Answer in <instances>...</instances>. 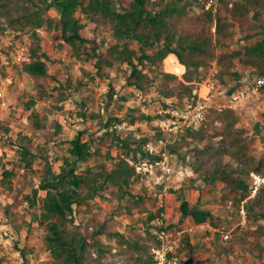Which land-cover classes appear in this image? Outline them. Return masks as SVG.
Segmentation results:
<instances>
[{
    "label": "rangeland",
    "instance_id": "1",
    "mask_svg": "<svg viewBox=\"0 0 264 264\" xmlns=\"http://www.w3.org/2000/svg\"><path fill=\"white\" fill-rule=\"evenodd\" d=\"M51 1L40 0L36 4L43 9L42 14L54 21L50 27L37 29L48 68L46 76H33L23 71V61L29 60L30 28L13 29L3 19L0 21L5 27L0 30V82L7 76L12 79L9 85L12 108L1 138L0 264H51L50 251L44 244L45 227L39 221L41 198L45 196V191L39 189L41 175L49 168L55 173L61 171L65 158L74 160L70 141L81 131L91 153L87 161L78 162V173L102 165L111 169L120 155L129 163L135 161L133 151L129 156L120 153L121 149L126 150L121 142L126 139L136 147L142 138L146 139L142 149L161 157L146 159L153 164L166 161L171 172L165 173L160 166H155L152 174L147 172L132 184L134 197L128 200V196L117 200V189L111 186L106 190L108 197L113 193L109 198L98 195L74 204L70 232L88 235L92 225L90 216L99 219L102 215L107 219L108 231H119L130 241L147 238L149 245L155 248L156 257V251L160 250L161 255L165 253V262L171 264H263L244 243L259 240L264 245V234L252 232L256 229L255 223L245 221V225L242 224L233 200L228 199L225 182L212 183L204 177L213 167L228 166V170L237 167L247 171L264 161V86L254 91L255 80L260 77L258 70L240 62L235 67L241 74L240 81L230 76L218 77L217 57L222 49L217 43L215 21L204 16V11L217 0H208L206 4L205 0H190L193 5L187 15L177 21L181 32L194 33L203 29V33L212 38L209 50L213 53L200 55L208 65L200 68L201 79L193 82V90L206 88L207 98L201 96L207 104L205 120L178 130H170L173 118L165 109L170 105L182 107L193 91L191 95L175 92L171 96L159 92L160 72H166L164 61L153 72L146 68L154 80L152 85L144 90L129 86L126 73L130 68L126 63L114 61L110 65L106 59L111 58L108 51L113 44L138 49L139 43L133 39L114 40L110 25L100 17L77 12L76 16L84 25L81 33L93 42L80 45L77 41L72 45L62 38L59 11L54 6L44 10ZM172 1L148 0L147 7L157 11ZM229 1L231 6L234 0ZM113 2L117 6L126 4V0ZM221 13L228 15L225 11ZM253 14L251 11L238 20L228 40V49H238L264 38V9L258 18ZM93 47L103 54L101 61L98 56L91 55ZM185 53L189 55V51ZM183 75L177 76L183 79ZM241 90L245 97L235 101L233 95ZM228 107L237 116L231 126H227L221 116L222 110ZM163 131L169 134H160ZM25 149L30 153L27 157L23 155ZM137 155L141 157L140 152ZM28 159L32 160L31 166H28ZM200 162L203 166L198 169ZM6 169H13L15 174L5 179ZM261 173L264 174V168ZM261 173L242 174L252 187L251 196L264 185ZM34 189H38V204L31 207L29 198L33 197ZM140 197L144 199L143 205L133 207ZM184 201L192 207L211 210L213 221L194 224L190 217L182 216L180 207ZM127 206L132 207L130 212L126 211ZM161 207L162 217L148 220L150 209ZM214 222L219 226L213 225ZM260 222L264 228V220ZM161 224L166 227L164 232L157 228ZM241 225L249 232L242 231ZM225 233L230 235L227 240L223 238ZM152 235L160 238V245ZM234 237V245L228 246ZM96 238L114 248L109 255L103 256L105 261L135 264L130 258L117 260L122 256L115 252L126 247L121 243L123 238L107 234ZM87 251L92 255L87 262L93 264L97 254L95 246L88 245ZM168 252H172L171 257Z\"/></svg>",
    "mask_w": 264,
    "mask_h": 264
},
{
    "label": "trees",
    "instance_id": "2",
    "mask_svg": "<svg viewBox=\"0 0 264 264\" xmlns=\"http://www.w3.org/2000/svg\"><path fill=\"white\" fill-rule=\"evenodd\" d=\"M40 0H0V21L3 19L8 27L13 29L30 28L32 40L28 47L29 60L23 61V71L33 76H46L48 73L47 63L44 59L45 53L42 50L41 39L37 29L50 27L53 19L42 14L43 9L36 5ZM184 0H173L165 4L157 11H152L147 7L148 0H126V4L117 6L113 0H53L47 4L44 10L54 6L60 13L59 25L62 31V38L75 45L78 41L81 44L93 42L87 39L81 33L84 27L80 19L76 16L77 12L94 17H100L104 22L110 25L111 37L114 40L133 39L139 43L138 49H132L127 46L120 47L119 44H113L109 47L108 53L111 58L106 62L110 65L114 61L126 63L130 71L126 73V82L129 86L144 90L153 83V78L145 71L153 72L156 66H162L164 61L165 71H161V81L158 85L159 92L166 96L177 93H192L194 81L201 79L199 72L201 67L208 63L200 55H212L210 53L212 38L201 31L194 33L181 32L177 27L179 18L187 15L189 8L193 5L190 0L179 3ZM208 0H205V4ZM229 0H217L209 9L204 11L207 20L215 21L217 43L222 49L217 57L219 65L218 77L230 76L233 79L241 80V74L235 70L236 63L240 62L245 66L253 67L258 70L260 76H264V38L255 43H247L238 49H228V40L231 38L238 20L251 11L254 12V18H258L261 10L264 9V0H234L229 5ZM205 6V5H204ZM204 6L202 8H204ZM225 11L228 15H222ZM5 27L0 25V30ZM155 49L152 53L148 50ZM210 49V50H209ZM189 51V55L185 52ZM98 56L100 61L103 54L97 53L96 47L92 48V54ZM105 55V54H104ZM179 59V60H178ZM168 71V72H167ZM183 75L179 79L177 75ZM112 98V94H110ZM224 115V116H223ZM222 118L226 120L227 126H231L237 120V116L232 108H225L221 113ZM203 134L205 130L201 131ZM169 134V132H160V134ZM83 132H79L71 141L70 152L74 158L71 161L65 158L61 171L55 173L49 168L41 176L40 190L45 191V196L41 198V213L39 215L40 224L45 227L44 244L46 250L50 251L51 264H88L87 258L92 255L87 251L88 245H94L97 251L93 264H115V260L105 261L104 255H109L114 248L111 245L104 244L97 235L107 234L123 238L121 243L126 247H120L116 254H121L117 260L133 259L135 264H158L154 253V247L149 245L148 239L130 241L126 239L119 231H108L106 229L107 219L102 215L99 219L91 215L89 223V234L84 235L78 232H70L69 226L74 222V204H80L84 199L94 198L98 195L109 198L111 193L106 196V190L111 186L117 189V200L122 201L126 196L127 200L134 197L131 191L132 184L138 179H142L145 173L138 172L135 165H131L121 155L113 168L102 165L99 168L90 167L85 173H78V162L87 161L90 156V146L82 138ZM225 141L224 138L221 139ZM146 139L142 138L141 144L133 147V143L123 140L120 153L125 152L126 156L133 151L135 164L140 159L147 160L151 157L153 160L161 159L151 152L142 149ZM132 143V144H131ZM135 146V145H134ZM138 152L141 157H138ZM28 150L23 151L24 157L29 155ZM141 160V161H142ZM28 166H31L32 160L28 159ZM203 166V162L198 163V169ZM21 167L25 166L22 164ZM228 166H217L205 172V179L208 182L221 180L226 183L229 195L228 199L233 202L236 215L242 217L241 209L245 212L246 222L255 223L254 233L261 231L264 234V228L261 220H264V185L251 196L252 187L242 174L248 175L251 172L260 174L264 168V161H260L252 169L230 168ZM4 178L15 174L13 169L4 170ZM262 174V173H261ZM264 176V174H262ZM85 195H82V194ZM38 189H34L33 197L29 198L30 206L38 204L36 196ZM144 199L140 197L134 201L133 207H140ZM131 206L126 207L130 212ZM182 216L190 217L194 224H202L213 221V212L207 208L190 206L189 202L184 201L180 207ZM163 208L150 209L148 220L162 217ZM247 224V223H246ZM215 226H219L216 222ZM245 225V224H244ZM242 226V231L249 230ZM245 227V228H244ZM162 232L166 227L161 224L157 226ZM153 238L161 243L160 238L152 235ZM188 236V235H187ZM236 237L228 246H233ZM245 246L254 256L264 264V245L259 240L245 241ZM123 246V245H122ZM224 252L227 249L224 248ZM172 256V252H168ZM94 259V258H93ZM164 264H171L165 262Z\"/></svg>",
    "mask_w": 264,
    "mask_h": 264
},
{
    "label": "built area",
    "instance_id": "3",
    "mask_svg": "<svg viewBox=\"0 0 264 264\" xmlns=\"http://www.w3.org/2000/svg\"><path fill=\"white\" fill-rule=\"evenodd\" d=\"M11 83H12V79L10 76L3 78L2 81L0 82V156H2L1 138L3 135V129L5 122L11 113V108H12V101L9 95V85ZM263 86H264V76H260L256 78L255 84L253 86V90L257 91ZM199 90L198 89L193 90L190 99H188L182 107L176 105H170L167 109H165V112L173 118L172 128H170V130H174V129L178 130L179 128L182 129L184 126L192 127L205 120L207 104L202 99V97L207 98L208 95L202 96ZM207 94H209V92ZM244 97H245V93L243 90L237 91L233 95V99L235 101L241 100ZM130 163L131 165L136 166L138 172H143V173L148 172L152 174L154 172L155 166H160L165 173L171 172V168L166 163V161L160 160L157 161L156 164H153L148 160H143L138 164H135L134 161H130ZM256 182L257 181H255V183ZM241 213H242V224H244L246 220H245V212L243 209H241ZM229 237H230L229 233H225L223 235V238L225 240L229 239ZM10 238L12 239L13 236L10 235ZM172 248L173 247L171 246V249ZM156 252H157L156 258L158 260V264H164L165 253L161 255L160 250H157Z\"/></svg>",
    "mask_w": 264,
    "mask_h": 264
},
{
    "label": "bare ground",
    "instance_id": "4",
    "mask_svg": "<svg viewBox=\"0 0 264 264\" xmlns=\"http://www.w3.org/2000/svg\"><path fill=\"white\" fill-rule=\"evenodd\" d=\"M205 87H202L201 90H200V93L202 96H205L206 95V88L204 89ZM205 90V91H204ZM204 91V92H203Z\"/></svg>",
    "mask_w": 264,
    "mask_h": 264
}]
</instances>
